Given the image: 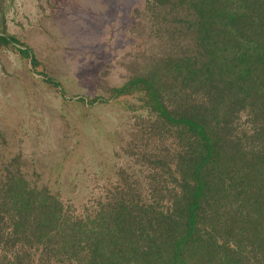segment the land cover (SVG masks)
I'll return each mask as SVG.
<instances>
[{
    "label": "trees",
    "instance_id": "trees-1",
    "mask_svg": "<svg viewBox=\"0 0 264 264\" xmlns=\"http://www.w3.org/2000/svg\"><path fill=\"white\" fill-rule=\"evenodd\" d=\"M14 1L0 0V52L67 103L9 32ZM146 4L148 52L74 101L129 114L111 154L79 140L44 180L0 132V264H264V0Z\"/></svg>",
    "mask_w": 264,
    "mask_h": 264
},
{
    "label": "rangeland",
    "instance_id": "rangeland-1",
    "mask_svg": "<svg viewBox=\"0 0 264 264\" xmlns=\"http://www.w3.org/2000/svg\"><path fill=\"white\" fill-rule=\"evenodd\" d=\"M146 5V0H15L7 6L9 32L33 49L39 70L62 81L67 93L65 103L30 61L0 52V132L44 180L54 178L60 165L76 164L78 154L72 152L79 140L111 154L112 141L127 134L130 117L121 107L86 109L74 101L100 93L102 78L119 85L127 60L148 52L155 39Z\"/></svg>",
    "mask_w": 264,
    "mask_h": 264
}]
</instances>
